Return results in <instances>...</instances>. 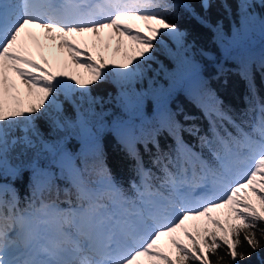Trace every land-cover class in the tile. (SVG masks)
I'll list each match as a JSON object with an SVG mask.
<instances>
[{"label": "trees", "instance_id": "obj_1", "mask_svg": "<svg viewBox=\"0 0 264 264\" xmlns=\"http://www.w3.org/2000/svg\"><path fill=\"white\" fill-rule=\"evenodd\" d=\"M242 1H132L182 31L183 43L161 34L166 41L135 61L139 74L126 88L102 61L103 76L84 90L52 88L39 68L35 100L0 102V230L41 213L72 231L83 208L111 218L146 192L159 198L219 172L221 161L250 159L264 141V1L249 9ZM37 171L47 176L39 185ZM257 177L236 215L226 205L222 217H190L180 247L147 264H264V155Z\"/></svg>", "mask_w": 264, "mask_h": 264}, {"label": "rangeland", "instance_id": "obj_2", "mask_svg": "<svg viewBox=\"0 0 264 264\" xmlns=\"http://www.w3.org/2000/svg\"><path fill=\"white\" fill-rule=\"evenodd\" d=\"M132 1L136 0H88L87 10L78 8L80 15L91 19L94 25L83 23L76 7L66 12L71 0H60L54 6L58 16L62 14L60 17L65 18L63 21L49 19L50 15L56 13L50 14L46 10L48 0H42L39 16L27 15L14 24L9 23L10 32L0 49V64L3 60L5 64L11 60L15 73L6 78L0 77L3 109L14 105L22 108L29 100L36 99V73L40 69L45 73L43 81H52L50 87L59 86L62 91L70 93L76 89L84 90L89 82L102 77L100 64L103 61L114 72L113 82L118 87L126 88L130 81L138 77L135 61L151 59L153 42L158 39L166 41L161 34L166 35L176 47L183 43L182 31L164 24L152 13L136 7L138 3ZM263 1L243 0L242 5L244 9H249L255 3L262 7ZM25 10L29 14L32 12L27 6ZM34 22L54 28L38 35ZM114 25L120 35L113 32ZM81 28L92 29L83 43L72 38L73 30ZM68 51L74 57L72 65L67 63ZM147 65L152 68L153 62L147 61ZM49 72L51 77L46 75ZM195 86V83L191 84L190 89ZM55 108H59V103H55ZM115 132L119 133V130ZM261 146L249 150L250 159H244L240 165L237 158L224 160L220 163V172L208 169L200 180L187 179L185 183L193 184L187 185L186 194L182 191L184 186L179 185L181 183L173 184L170 192L159 198L146 192L138 208L133 207V211L117 208L111 218L99 214L98 206H95L96 210L83 208L76 221H71L74 227L72 231H64L57 221L45 219L52 214L38 213L21 218L10 233L0 230V262H8L6 258L10 254V262L30 264L36 259L34 252L43 253L45 245L47 249L51 247L53 252L50 249L44 255L53 253L56 259H67L69 264H103L105 259L112 262L115 261L114 256L122 259V250L125 259L133 264H147L148 258L154 260L159 251H166L172 245L180 247V239L188 230L190 217L203 214L204 222L210 221L214 215H225L226 205L231 208V216L236 215L239 196L259 183L257 171L264 155V141ZM85 149L89 151V145ZM46 177L42 171L35 172L37 185L42 184ZM54 216L60 222L57 213ZM38 218L42 220L38 222ZM126 233H132L134 237ZM88 241L93 246L108 248L109 254H101L94 261V257H97L94 250L84 245Z\"/></svg>", "mask_w": 264, "mask_h": 264}, {"label": "bare ground", "instance_id": "obj_3", "mask_svg": "<svg viewBox=\"0 0 264 264\" xmlns=\"http://www.w3.org/2000/svg\"><path fill=\"white\" fill-rule=\"evenodd\" d=\"M42 3V0H0V8H4L6 10V14H5V18L6 20L11 24L16 23L17 21H19L22 17H27V15H34L35 17L39 16V14L42 12L40 10V4ZM48 3L52 5L51 0H48ZM60 2H58L59 4ZM57 4V5H58ZM25 6H27V8H29L32 12H30V14L28 12H26L25 10ZM44 6V5H43ZM78 8L80 7V5H76L73 2L68 4L66 6V12H71L74 10V8ZM46 10L50 11L51 13H56L55 15H50L49 19L51 20H56V21H63V19L65 20V18H61L59 14L58 16V12L54 11V8H50L49 10V6H46ZM38 11V12H37ZM62 12V11H61ZM63 12H65L63 10ZM77 14L80 15V11L79 8L76 11ZM75 12V13H76ZM83 14V13H82ZM60 17V18H59ZM83 19V23L89 22L92 25H94V22L89 19L87 20L85 17L80 15V19ZM68 19H71V17H67ZM34 26L36 31L38 32L37 34H41L43 33L45 30H49V29H53L54 27H48L47 25H43L41 23H36L34 22ZM115 26V25H114ZM92 31V29L90 28H81V29H77V30H73V34H72V38L74 41L79 42V43H83L84 41L87 40V38L90 35V32ZM113 32L117 33L120 35V32L118 31L117 27L115 26L113 29ZM2 34L0 33V40L2 39ZM4 44V42L2 43V45ZM2 45L0 46V49L2 48ZM66 58H67V63L69 65H72L74 63V57L72 56L71 52L68 51L66 54ZM14 65L13 62L11 60H8L7 63L5 64V60H3L0 64V77L1 78H6L8 75H13L15 73V70L13 69ZM23 84V83H22ZM26 85V84H23ZM132 237H134V235L132 233H126ZM92 242L88 241V242H84V245L87 247L89 246L90 249L94 250L95 255H97V257H94V261L98 260V256L103 254V255H108L109 254V249L108 248H103V247H98V246H93L91 244ZM127 247V246H125ZM124 247V248H125ZM121 258H118L119 256H114V260L115 261H121V263L119 264H133V262L131 260L125 259L124 257V250L121 251ZM8 262H0V264H15L16 262H10L11 256L10 254H8V257L6 258ZM107 260V259H105ZM124 260V261H123ZM93 261V263H94ZM113 261V263L111 264H115ZM72 262V261H71ZM105 262V261H104ZM30 264H40V262L36 259H34V261H30ZM65 264H69V262H66ZM76 264V262H75Z\"/></svg>", "mask_w": 264, "mask_h": 264}]
</instances>
